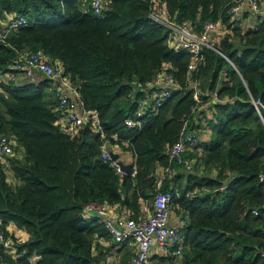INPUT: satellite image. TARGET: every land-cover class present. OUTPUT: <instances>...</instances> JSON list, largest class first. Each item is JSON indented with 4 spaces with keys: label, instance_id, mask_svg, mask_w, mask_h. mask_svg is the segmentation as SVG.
<instances>
[{
    "label": "trees",
    "instance_id": "1",
    "mask_svg": "<svg viewBox=\"0 0 264 264\" xmlns=\"http://www.w3.org/2000/svg\"><path fill=\"white\" fill-rule=\"evenodd\" d=\"M156 1L172 22L197 32L220 24L216 50L203 49L193 72L191 54L172 50L170 30L152 20ZM90 2L0 0V21L30 22L0 43V73L8 78L19 58L42 50L101 123L71 134L60 126L54 81L0 82V140L14 150L8 167L0 164V232L9 237L12 225L28 236L15 241V255L0 245V264H105V252L118 250L106 225L85 217V206L129 209L137 219L160 191L173 193L172 211L185 226L183 255L156 257V264H264V15L244 12L234 22L236 0H104L100 15ZM164 71L179 89L128 128L148 97L141 90ZM185 122L198 135L185 155L192 170L159 188ZM105 143L130 156L135 176L103 161ZM122 251V264H130L135 253L128 243Z\"/></svg>",
    "mask_w": 264,
    "mask_h": 264
},
{
    "label": "built area",
    "instance_id": "2",
    "mask_svg": "<svg viewBox=\"0 0 264 264\" xmlns=\"http://www.w3.org/2000/svg\"><path fill=\"white\" fill-rule=\"evenodd\" d=\"M104 0H91L90 8L94 14L100 15L104 10ZM244 12H249L254 15H264L260 0H236L235 5L231 9V14L234 22L242 20ZM151 18L156 23L170 30L169 45L176 52L186 51L191 54L192 59L189 65V70H196L198 64L202 61V51L205 48L216 50L214 47V37L219 33L220 24L208 22L201 32L195 31L189 25H178L172 22L166 14L164 3L156 1V6L151 12ZM4 26L0 30V43L3 42L8 34L13 30L27 27L30 25L29 20L24 16H9L2 21ZM14 73L8 78L0 73V82L17 81V75L24 76L28 83L36 82V73L41 74L49 80L54 81V98L58 102L59 110H62L63 116L60 119V126L67 132L73 134L76 129H79L91 122L93 128L100 130V120L98 115L93 110H86L83 107V102L79 98L77 90L65 76L63 70L58 64L53 65L46 57L42 50L32 52L27 56L19 58L14 65ZM179 89V86L174 76L166 71L162 72L154 85H150L142 92H145L146 100H140L137 105V110L133 117L126 119L125 125L128 128L140 127V119L150 112H155L160 108L172 94ZM151 90H155L156 94L151 97ZM75 92V95H74ZM200 92L195 88L194 100L200 103ZM260 102H254L258 107ZM198 135L194 131L189 122H185L180 134L179 140L169 149L168 157L170 164L161 172L158 187L160 188L162 181L166 177H172L180 171H191L192 163L186 160V153L197 143ZM12 143L7 137H2L0 140V164L3 167H8V159L13 154ZM118 154L122 161V153L114 151L108 143L102 146L101 155L105 163L116 170L122 176L128 175L122 171L119 161L113 159L112 154ZM123 162V161H122ZM126 164V163H125ZM127 165H131L127 164ZM136 172L133 169L132 176ZM261 181H264V176ZM173 193L159 192L155 197L152 210L144 207V213L141 217L135 219L132 216H122L118 210L114 211L113 207H105L98 203H91L84 208V215L87 218L99 219L106 225L111 237L110 244L116 248L122 247L125 243L130 242L134 247L135 256L130 264H156L154 258L163 257L167 254L175 256L183 255V239L181 230L185 226V221L181 216L175 215L172 211ZM94 214H97L95 216ZM254 214H258V210H254ZM172 219H175L173 225ZM12 237V235L10 234ZM6 237L0 232V245L4 246L9 254L15 255L16 239ZM106 254L105 264H119L115 255L108 252ZM264 257V253H262Z\"/></svg>",
    "mask_w": 264,
    "mask_h": 264
},
{
    "label": "crops",
    "instance_id": "3",
    "mask_svg": "<svg viewBox=\"0 0 264 264\" xmlns=\"http://www.w3.org/2000/svg\"><path fill=\"white\" fill-rule=\"evenodd\" d=\"M244 24L245 25L249 24V18H248V20L245 21ZM3 26H4L3 22L0 21V30L2 29ZM16 77H17V81H16L17 83L24 84V83L28 82V80H26L24 78V76H22V75L19 76V74H18ZM46 79H47L46 77L42 76L39 73H36V82H41V81L46 80ZM54 84L55 83L51 84V89H50L51 94L54 93V90H55L54 89ZM74 95H75V92H74ZM201 138H203V137H201ZM122 161L124 163H126V164H130L132 160H131V158H130V156L128 154H124V155H122ZM8 181L14 186L18 185V182L13 178L11 173L8 174ZM152 208H153V204L149 203V205H147V209L151 211ZM113 210L117 211L118 209L116 210L115 208H113ZM118 212H119V214H122V216H124V215L125 216H132V212L129 209L118 210ZM171 223L174 225L176 223L175 219H172ZM7 229L9 231V233L14 237V239H16V241H24V240H26L28 238L26 232H24L23 230L17 229V228H15L12 225L8 226ZM127 243L129 244V247L131 248V252L135 253L134 247L131 246V243L130 242H127ZM117 250L118 251L115 254V256L117 258L118 263L122 264L123 257H124V251H122L123 250V246L120 247L119 249L117 248Z\"/></svg>",
    "mask_w": 264,
    "mask_h": 264
},
{
    "label": "water",
    "instance_id": "4",
    "mask_svg": "<svg viewBox=\"0 0 264 264\" xmlns=\"http://www.w3.org/2000/svg\"><path fill=\"white\" fill-rule=\"evenodd\" d=\"M113 156V159L116 160V161H119V165L122 169L123 172H125L126 174L128 175H132L133 174V168H132V165H127L125 164L124 162L120 161V156L118 154H112Z\"/></svg>",
    "mask_w": 264,
    "mask_h": 264
},
{
    "label": "rangeland",
    "instance_id": "5",
    "mask_svg": "<svg viewBox=\"0 0 264 264\" xmlns=\"http://www.w3.org/2000/svg\"><path fill=\"white\" fill-rule=\"evenodd\" d=\"M95 216H97V214H94Z\"/></svg>",
    "mask_w": 264,
    "mask_h": 264
}]
</instances>
